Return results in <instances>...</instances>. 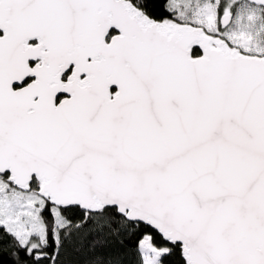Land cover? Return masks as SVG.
I'll return each mask as SVG.
<instances>
[{
    "label": "snow or ice",
    "instance_id": "1",
    "mask_svg": "<svg viewBox=\"0 0 264 264\" xmlns=\"http://www.w3.org/2000/svg\"><path fill=\"white\" fill-rule=\"evenodd\" d=\"M129 256L264 264V0H0V264Z\"/></svg>",
    "mask_w": 264,
    "mask_h": 264
},
{
    "label": "trees",
    "instance_id": "2",
    "mask_svg": "<svg viewBox=\"0 0 264 264\" xmlns=\"http://www.w3.org/2000/svg\"><path fill=\"white\" fill-rule=\"evenodd\" d=\"M73 259H80V257H73ZM135 256L126 257V264H134Z\"/></svg>",
    "mask_w": 264,
    "mask_h": 264
}]
</instances>
